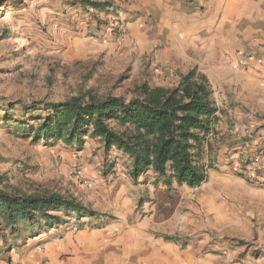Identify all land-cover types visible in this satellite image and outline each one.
<instances>
[{"label":"crops","instance_id":"1","mask_svg":"<svg viewBox=\"0 0 264 264\" xmlns=\"http://www.w3.org/2000/svg\"><path fill=\"white\" fill-rule=\"evenodd\" d=\"M53 1L91 53L152 51L155 66L166 61L183 75L197 69L221 112L217 138L225 136L229 170L210 174L180 214L157 203L143 217L124 192L98 215L41 221L15 250L0 253V264H264V186L235 171L240 155L264 145V0ZM118 16L124 39L106 30Z\"/></svg>","mask_w":264,"mask_h":264},{"label":"rangeland","instance_id":"2","mask_svg":"<svg viewBox=\"0 0 264 264\" xmlns=\"http://www.w3.org/2000/svg\"><path fill=\"white\" fill-rule=\"evenodd\" d=\"M52 2L0 0V189L10 194L49 191L72 197L94 215L99 208H110L126 192L143 217L150 216L157 203L180 214L202 185L191 189L175 181L166 184L152 172L133 180L131 160L120 151H106L91 133L82 144L33 140L32 131L42 124L43 112L33 108L31 116L22 120V104L60 103L74 97H117L129 102L138 96L136 89L141 85L173 88L183 75L166 61L155 66L152 51L117 57L89 52L84 42L75 40L77 31L66 10L59 17ZM229 127L228 131L234 130L236 124ZM224 137L214 139L207 153L208 178L214 171L229 168L223 162L228 160V153H222ZM78 166L81 174L76 173ZM166 186L173 190L160 195L159 189ZM21 239H13L1 221L0 253L12 252Z\"/></svg>","mask_w":264,"mask_h":264},{"label":"trees","instance_id":"3","mask_svg":"<svg viewBox=\"0 0 264 264\" xmlns=\"http://www.w3.org/2000/svg\"><path fill=\"white\" fill-rule=\"evenodd\" d=\"M136 91L138 96L129 102L117 97H74L60 103L22 104V120L31 116L33 108H40L44 117L32 131L35 141L82 144L91 133L106 151H120L131 160L133 180L152 172L166 184L200 187L208 179L205 161L217 138L221 114L209 82L194 69L173 88L143 84ZM92 216L94 212L72 197L49 191L10 194L0 189V224H6L13 239L41 221L58 225L68 218Z\"/></svg>","mask_w":264,"mask_h":264},{"label":"built area","instance_id":"4","mask_svg":"<svg viewBox=\"0 0 264 264\" xmlns=\"http://www.w3.org/2000/svg\"><path fill=\"white\" fill-rule=\"evenodd\" d=\"M106 30L113 38L124 39L126 35L125 20L118 16L106 25ZM249 59L242 60L241 65H245ZM80 170L81 168L79 166L76 167L77 174H81ZM235 171L246 182L264 186V145L252 157L246 158L240 155ZM84 184L88 185L89 183L86 180ZM242 264L245 263L242 262Z\"/></svg>","mask_w":264,"mask_h":264}]
</instances>
